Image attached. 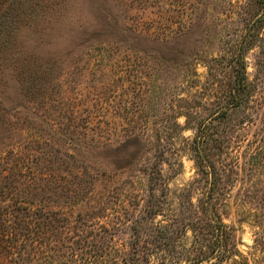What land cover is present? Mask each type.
<instances>
[{
    "label": "rangeland",
    "instance_id": "obj_1",
    "mask_svg": "<svg viewBox=\"0 0 264 264\" xmlns=\"http://www.w3.org/2000/svg\"><path fill=\"white\" fill-rule=\"evenodd\" d=\"M29 1L5 36L19 60L0 71V264L20 243L27 264L93 246L120 264H264V212H249L264 206V0ZM113 33L133 48L96 42ZM238 73L253 91L228 153L246 170L224 195L220 260L195 207L206 183L183 192L200 179L199 125Z\"/></svg>",
    "mask_w": 264,
    "mask_h": 264
},
{
    "label": "trees",
    "instance_id": "obj_2",
    "mask_svg": "<svg viewBox=\"0 0 264 264\" xmlns=\"http://www.w3.org/2000/svg\"><path fill=\"white\" fill-rule=\"evenodd\" d=\"M29 2H33L32 6H34V2L37 3L38 0H30ZM26 6H28L26 0H0L1 72L9 67L12 61L19 60V53L17 50L9 49L10 42L5 40V36L11 34L14 35L16 24L23 20V15H26L28 12L25 8ZM96 42L102 44H120L129 49L133 48L128 40L115 33L104 37V39H96ZM252 91L253 88L248 83L245 73H238L235 78L233 89L229 93L227 103L220 106L219 110L215 112V115H213L210 120L201 122L198 128V133L193 142L195 161L199 169L198 175H200V179H195L194 182L187 185L183 192L184 197H191L194 190H199L202 180L206 183L204 185L205 187H203L204 191L202 196L198 198L195 207L200 209L202 213L210 219L211 226L216 234L213 249L214 252H217V259L220 260H223L229 252L227 240L230 233L229 231H231L232 227L223 220L224 215H227L226 207L229 200L226 196L224 197V195L230 189L231 184L236 182L238 179L237 176L240 175L241 170H246L245 165H242L238 159H232L228 153L229 145L234 138V131L240 125V123L233 122L232 117L229 116L234 108L239 107L244 102H249ZM0 98L2 97L0 96ZM217 119H220L223 125L215 123L214 120ZM223 154H227L228 158L225 156L223 158ZM260 156L261 160H264V151L260 153ZM253 157V159L246 162L247 170L251 173L259 171L257 169L255 170V168L258 167L257 163L254 162L258 159L255 158V153H253ZM195 183L199 184L195 185ZM191 199L189 202L192 205L193 203ZM249 201H251L250 204H252L253 200ZM254 208L256 210L257 207H253L249 210L254 216H259L261 212H264V206L261 207L262 210L260 212L256 210L257 213L253 212ZM194 227H196V224H194ZM28 232L30 234L35 233L34 228L31 229V231L29 229ZM9 240L10 243H12L11 246L15 247L13 243L19 239L15 232H11V235H8V243ZM20 245L21 249L17 250L18 257L12 260L11 263L9 261V263L6 264H27L22 259L25 252V246L21 243ZM8 247H10V244ZM109 248L110 247L103 246L98 248L94 246L89 249L87 248L85 251L81 252L80 255L78 254L81 257L80 259H82V262L76 261L74 264H120L114 259L113 251ZM72 256L76 258L77 254L74 252L72 253Z\"/></svg>",
    "mask_w": 264,
    "mask_h": 264
}]
</instances>
